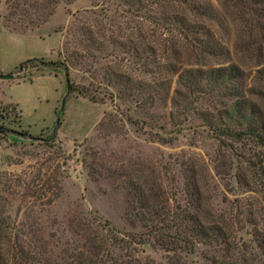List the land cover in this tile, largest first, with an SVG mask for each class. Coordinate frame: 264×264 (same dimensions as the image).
I'll return each mask as SVG.
<instances>
[{"label": "rangeland", "instance_id": "374dc122", "mask_svg": "<svg viewBox=\"0 0 264 264\" xmlns=\"http://www.w3.org/2000/svg\"><path fill=\"white\" fill-rule=\"evenodd\" d=\"M204 1L229 52L209 62L234 63L240 77L190 93L177 80L187 52L173 45L180 35L171 38L169 23L155 19L165 4L0 0V37L31 35L0 41V60L11 68L40 52L33 37L60 36L54 58L0 71V264H76L79 251L86 264L89 257L103 264L105 237L110 264H219L220 237H191L176 251L157 240L181 232L188 212L222 227L227 254L245 245L247 257L262 251L254 241L264 240V174L248 160L256 164L264 144L217 129L236 92L264 109V77L256 72L264 66V0ZM44 72L73 86L59 102L61 124L55 114L49 128L52 102L38 100L35 85L17 84ZM16 93L30 97L31 129L10 98Z\"/></svg>", "mask_w": 264, "mask_h": 264}, {"label": "trees", "instance_id": "16d2710c", "mask_svg": "<svg viewBox=\"0 0 264 264\" xmlns=\"http://www.w3.org/2000/svg\"><path fill=\"white\" fill-rule=\"evenodd\" d=\"M154 2L155 4H165V9L167 11L165 16L155 17V19L159 20V23L162 20L169 23L170 37L177 38V34L180 35L178 44L174 42L173 45H179L187 50L185 54V66L177 75L178 83L183 84L184 88H187L190 93L192 91L204 92L205 90L212 89L209 88L211 84L215 87L222 86L225 82V78L235 80L240 77L239 67L234 63L229 62L225 66H214L209 62L210 57L214 58L217 55L220 56L223 54L227 56V53H229L225 44L216 39L211 24L208 23V21L215 19V17H213V7L209 1L154 0ZM200 17H204L206 20H201L199 19ZM155 23H158V21ZM33 60H35V58H29L20 62L15 67L16 73L24 69L26 64ZM256 72L259 73L260 77H264V66ZM68 89H73V86L68 84ZM62 109L61 107L56 111V126L61 124L63 115ZM219 118L222 120L223 124L217 129L218 134L229 135L237 142L241 141V136L247 135L251 137L255 143L264 144V109L257 106L251 100H248L241 92L232 94V100L229 103H224V108ZM223 119H227L229 125H227ZM231 123L240 127H233ZM263 161L264 153L261 154L256 164L248 160L252 166H258L259 169L263 170L264 174ZM236 178L237 181H241V176H236ZM155 213L156 211L153 212V215ZM184 220L186 221H182L180 224H184L185 227L176 235L158 234L157 240L159 243L166 245L165 247L169 250L176 251L182 247L183 249L187 248L191 244V237L201 238L211 234L213 237L215 236L216 239L217 237L222 239L220 242L224 246V251L226 252V254L219 256V264H264V247L261 246V244L264 243L263 238L260 241H254L257 247L261 246V252H255L254 255L249 253L247 257L246 253L249 250V245H245L242 246L244 252L238 251L237 254H227L230 244L225 241L226 235L222 227L216 225L206 226L201 223V220L196 218V215L194 216L190 212L186 214ZM152 230H157V228L151 226L149 231ZM106 239V237L103 239V246H101L103 248V264H110L109 260L105 259V256L110 252L108 247L106 248ZM233 239L234 236H232V240ZM79 254L80 255L75 257L76 264H86L85 257H81L83 254L80 251ZM81 258H83V260ZM21 259L27 262L29 256L22 254ZM88 261L87 264H93L94 259L89 257Z\"/></svg>", "mask_w": 264, "mask_h": 264}, {"label": "crops", "instance_id": "0c3cea01", "mask_svg": "<svg viewBox=\"0 0 264 264\" xmlns=\"http://www.w3.org/2000/svg\"><path fill=\"white\" fill-rule=\"evenodd\" d=\"M31 36V35H29ZM27 34H21V33H6L3 37H0V41H8L9 43L16 42L19 38H29ZM33 37V36H32ZM30 37V38H32ZM59 33L58 32H52L50 34H46L45 36L41 37H33L34 44H36L37 47L40 48L39 53H32L31 55L29 53L25 55L19 56L17 59H14V61L11 63L12 68L9 65V59L6 58L3 61L0 60V71H10L15 68L16 65L19 64V62L31 58V57H39V58H54L59 54ZM18 48V47H16ZM16 48L13 49V53L19 54L24 52V48H19L16 50ZM22 51V52H20ZM12 54V53H11ZM18 63V64H17ZM30 83L36 86L38 88L37 90V98L40 101H45L46 103L52 102L51 108H53V115H52V121L51 125L45 127L49 128L52 127L55 120V114L59 107V102L62 98V96L67 92L68 93V83L66 82V79L62 77L61 74L55 73V72H44L41 74H37L31 78V80L27 81H21L17 82V84H24ZM66 93V94H67ZM10 98L17 104V106L21 109L22 113V120L23 124L27 125L28 128L31 129L30 124H26L25 120V109L28 106V102L30 100V97L28 95H22V94H12L10 95ZM77 98V97H76ZM83 100V98H80ZM44 102V103H45ZM44 127L39 129L43 130ZM59 129V128H58Z\"/></svg>", "mask_w": 264, "mask_h": 264}, {"label": "water", "instance_id": "95a60500", "mask_svg": "<svg viewBox=\"0 0 264 264\" xmlns=\"http://www.w3.org/2000/svg\"><path fill=\"white\" fill-rule=\"evenodd\" d=\"M4 78H11L12 77V74H6V75H3ZM66 81H67V76H66Z\"/></svg>", "mask_w": 264, "mask_h": 264}]
</instances>
